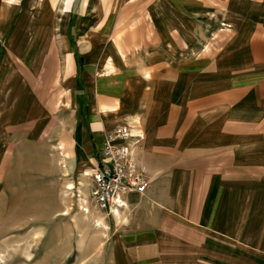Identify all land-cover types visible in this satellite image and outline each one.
Masks as SVG:
<instances>
[{
    "label": "crops",
    "instance_id": "obj_1",
    "mask_svg": "<svg viewBox=\"0 0 264 264\" xmlns=\"http://www.w3.org/2000/svg\"><path fill=\"white\" fill-rule=\"evenodd\" d=\"M45 1L44 11L55 14L57 0ZM72 1L64 0L66 10ZM121 1L114 29L122 33L108 32L103 52L90 51L88 40L84 53L74 52L69 38L55 43L65 117L55 94L42 96L37 67L41 33L51 22L41 27L35 20L36 34L11 39L5 50L0 44V172L35 161L46 136V155L59 141L77 155L61 159L65 176L77 167L82 174L98 165L107 133L131 126L144 137L134 158L149 188L126 196L114 215L97 206L93 219L81 215L84 236L96 220L111 221L82 245L97 257L82 264H264V0H199L185 17V0ZM217 10L225 18L196 23V14ZM99 23L113 29V22ZM91 58L99 68L88 64L94 79L82 81L80 95L72 69L84 72L82 62ZM74 104L81 116L69 111Z\"/></svg>",
    "mask_w": 264,
    "mask_h": 264
},
{
    "label": "rangeland",
    "instance_id": "obj_2",
    "mask_svg": "<svg viewBox=\"0 0 264 264\" xmlns=\"http://www.w3.org/2000/svg\"><path fill=\"white\" fill-rule=\"evenodd\" d=\"M43 1L42 12H37V3L41 5L39 0H0L2 3L0 19L7 26L0 31V44L5 50L10 47L11 39H23L36 34V30L40 31L39 28H33L31 25V22L35 20H39L41 27L51 22L49 27L44 28L41 33L40 39L43 44L37 67L42 73V96L49 97L50 92L55 94L59 103L57 104L58 115L65 117L68 105L60 104V102L65 100L67 87L62 76L61 53L60 50L57 51L55 43L58 41L60 45L61 38H69L74 52L84 53L88 46L86 44L91 42L90 51L93 52L94 49L95 53L103 52L107 49L103 40L106 34L110 32L108 35L112 36L116 32L119 36L122 33H118L121 30H115L114 25L120 20L119 12L124 3L121 0H103V5L106 7H102L101 2L98 3L99 0L88 2L73 0L69 10H66L67 3L64 0H57V4H54L56 8L54 14L44 11L49 1ZM163 1L168 4L166 0ZM185 1V6L199 4V0ZM204 1L205 4H211V0H203L201 3L204 4ZM161 3L162 0L159 1V4ZM170 4L175 5L173 2ZM100 5L103 12H100V8L98 10ZM111 7L113 8L109 12ZM170 8L174 10L173 7ZM104 10L107 12L105 13ZM218 11L211 14L209 11L195 13L196 23H206L211 20L215 22L219 17V19L225 18V14ZM193 12L195 11L189 6L184 17L186 14L194 15ZM99 20H108V24H110L109 21L113 22L114 24H111L114 30L99 29L103 27ZM96 61V58L83 60L84 72H79L76 66L73 67L71 74L74 87L81 86L83 83L87 84L88 79L91 81L94 79L92 74L87 73L86 68L88 64H91L92 69L97 70L99 67ZM94 75L96 77V71ZM82 88L83 86L80 87L79 92ZM74 106L73 110L69 111H73L74 117L76 113L81 116V110H76V105ZM74 135L76 140L78 139L76 152L79 157H82L80 134L76 131ZM42 139L41 156L34 158L35 161L29 164L19 161L14 166H8L4 174L0 172V264H82L88 259L95 261L97 257L83 252L82 245L92 244L96 239L97 230L108 228L111 221L107 219V223L101 222L103 225L99 227H95L93 222L91 230L93 233L90 236H84L80 232V230L86 232L88 227L80 221L81 215L91 216L90 214L94 213L93 183L91 177L85 175V172L92 170L86 169L81 174L77 167L71 175L65 176L63 168L65 163L61 159L74 161L77 155L73 157L62 141L55 144L57 149L49 150V154L46 155L47 137L44 136ZM57 161L58 168L55 169ZM69 166L72 168L71 163ZM85 209L89 210L88 213ZM90 218L93 219V216ZM106 236L109 238L108 232ZM87 255L91 256L87 259L85 258Z\"/></svg>",
    "mask_w": 264,
    "mask_h": 264
},
{
    "label": "built area",
    "instance_id": "obj_3",
    "mask_svg": "<svg viewBox=\"0 0 264 264\" xmlns=\"http://www.w3.org/2000/svg\"><path fill=\"white\" fill-rule=\"evenodd\" d=\"M143 138L128 125L106 134L98 165L85 172L92 179L94 206L100 210L114 215L126 207V196L143 195L148 190L150 181L134 158V147Z\"/></svg>",
    "mask_w": 264,
    "mask_h": 264
},
{
    "label": "bare ground",
    "instance_id": "obj_4",
    "mask_svg": "<svg viewBox=\"0 0 264 264\" xmlns=\"http://www.w3.org/2000/svg\"><path fill=\"white\" fill-rule=\"evenodd\" d=\"M69 189H72V187H69ZM95 225H96L97 227H99V226H102L103 224L101 223L100 220H96Z\"/></svg>",
    "mask_w": 264,
    "mask_h": 264
}]
</instances>
